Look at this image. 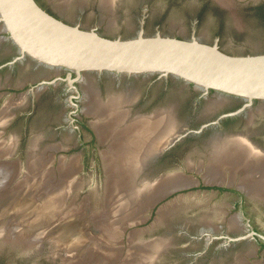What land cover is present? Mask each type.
<instances>
[{
  "label": "flooded vegetation",
  "instance_id": "obj_1",
  "mask_svg": "<svg viewBox=\"0 0 264 264\" xmlns=\"http://www.w3.org/2000/svg\"><path fill=\"white\" fill-rule=\"evenodd\" d=\"M34 1L64 22L77 24L83 29L95 28L110 37L135 34L124 31L109 33L107 30L111 28L109 21L112 15L134 12L137 14L138 29L142 26L144 32L148 33L146 26L153 12L170 13L179 10L183 4H189L193 8L187 14L190 28H194L195 32L202 21L199 19L200 15L208 25L215 22L219 28L214 34L218 38V45L224 38H232V41L238 42L235 41L238 37L242 42L252 35L264 33V0H114L111 5L101 4V0H66L65 3L62 0ZM90 13L92 19L85 21ZM158 29L159 24L155 23L154 30ZM223 32L226 34L222 37ZM202 40L212 42L213 39ZM222 50L228 53L240 52ZM263 51L264 49H255L243 52ZM16 54V48L0 26L1 75L5 71L9 75L12 73V78L19 74L27 75L28 78L23 85H0L4 89L1 95L10 92L12 100L23 97L21 102L19 100L13 103L12 110V121L21 120L25 124L19 134L23 147L12 151L13 154H19V159L14 161L25 164V156L29 151L26 143L33 137L30 134L31 129L42 121L44 131L41 133L46 140L41 149H44L43 154L47 157L54 154L57 160L53 158L51 162H57V165L59 160L64 161L66 158L80 159L81 166L78 171L82 175L88 170L92 172L89 185L95 189L98 197L96 201L101 202L106 198L104 190L108 185L107 167L102 154H147L139 165L133 163L132 168L129 166L134 171L137 168L140 174L136 178L138 184L143 174L154 178L182 172L191 177L183 189L169 194L155 204L153 201L144 212L116 224L118 231L115 232L121 239L126 242L131 235L137 234L141 238L146 234L155 236L159 241L167 236L183 240L184 246L162 248L164 255L170 259V264H264V229L255 225L256 221L264 224V174L255 180L260 182L256 188L249 189L246 184L254 180L248 178L244 168L233 167L229 162L220 166L212 159V154H258L263 156L260 158H264V100L254 99L244 105L243 99L223 96L213 91L204 93L175 79L158 77L156 74L127 75L81 71L78 74L71 72L67 77L66 70L44 67L28 57L13 61ZM91 92L103 104L111 97L117 100L125 95L128 101L121 105L128 110V119L152 115L160 108L170 107L173 128L162 143L144 144L143 141H138L139 134L136 133L135 125L121 126L113 123L106 127L105 135L101 139L95 125L102 120L101 115L85 110L89 99L87 95ZM177 94L183 96L180 97L179 107L186 110L183 119L177 116ZM47 105L55 108L51 115L42 120L41 115ZM239 108L241 109L238 112L229 114ZM202 125V129L195 132ZM118 137L127 140L123 147L113 144V140ZM239 137L246 140L242 145H239L240 139L237 142L232 140ZM68 154L75 155L71 157ZM212 161L213 165H210ZM177 162L178 167L175 166ZM135 165L138 167L135 168ZM213 166L220 167H217L220 172L219 180H207L204 176L208 172L206 170ZM83 185L82 182L76 183L75 188L79 193L83 190ZM72 190L73 188L70 191ZM207 194L225 198L218 207L217 216L204 213L196 215L194 220H182L176 213L177 202ZM76 198L77 195L74 197L75 201ZM242 235L245 237L235 239ZM46 244L47 241H43L40 247H32L31 250L2 236L0 264H64L67 260L65 253L54 254V250L49 251L50 247ZM120 248L124 251L127 247Z\"/></svg>",
  "mask_w": 264,
  "mask_h": 264
},
{
  "label": "bare ground",
  "instance_id": "obj_2",
  "mask_svg": "<svg viewBox=\"0 0 264 264\" xmlns=\"http://www.w3.org/2000/svg\"><path fill=\"white\" fill-rule=\"evenodd\" d=\"M62 1L66 2V0ZM101 1V4L111 5L114 0ZM87 96H89V99L87 98L88 103L85 106V110L93 113L96 112L102 117V120L95 124L101 139L105 135L106 127L113 125V123L121 126L123 124H127L128 126L135 125L136 133L139 134L138 141H143L144 144L162 143L165 140V136L173 128V116L170 107L160 108L152 115L136 116L128 119V110H125L121 105V103L128 101L125 95L117 100L111 97L105 104L101 100H97L96 97L94 98L95 95L92 92ZM22 98L21 96L20 102ZM9 112L8 106L0 111V124L5 122ZM232 140L234 142L238 140L241 143L239 145H242L246 141L242 137ZM126 141L123 140V137H118L113 140V144L121 147ZM5 146L4 141L0 142V237L6 236L11 238L12 243H17L31 250L32 247H40L43 241H47L50 247L49 251L54 250V254L58 252L65 253L67 259L65 263L70 262V264H151L162 244H165H161L159 240L140 243L138 241L132 243L129 240V247L125 255L117 262L120 254L118 255L115 250L112 251V247H100V245L104 244H100L98 247L95 239L98 240L99 236L97 237L93 231H90V234L80 232L77 235L75 234V237L67 233V230L71 229L73 223H79L84 231L83 223L93 224V219L87 217L83 207L78 211L70 208L67 210L70 204L68 201V191L76 186V181L72 178V175H74L73 171H75L72 169L74 165L73 159L68 162L58 161L59 179L53 184L51 168H48L46 166L47 162L42 160L44 149L39 152L36 151L38 149L37 138L32 139L30 143L24 167L17 161L5 159L10 155L9 153L12 149L11 146ZM220 149L217 148V150ZM240 150L243 149L240 148ZM146 156L147 154H103L108 175L104 207H107V209L103 215V225L109 227L108 235L110 236L112 235L110 232L118 229V227H115L117 224L114 223L115 221L125 222L130 220L132 216H136L141 211L144 212L148 205H151L155 199L171 188L184 185L189 181L184 176H167L158 177L151 183L147 179H144L141 184H136L133 181L134 178L130 182L135 169L133 168L132 170V166L130 168L129 165H134L135 163L139 165ZM260 157L263 156L258 154H212V159L217 165L221 166L223 163L229 162L233 167L241 166L244 168L248 174V178L254 180L253 182L247 181L246 185L249 189H255L256 185L260 183L255 182V180L264 174V160L259 163L254 162L258 159H264ZM131 160L135 163L130 162ZM213 161L210 165H213ZM218 162L220 163L218 164ZM252 163L255 164L252 166ZM137 165H135V168ZM215 167H211L209 170H206L208 172L204 173L207 180H219L220 172L217 170L220 167ZM21 170L23 172L21 177H16L18 173H21ZM95 220L96 224H100L99 220ZM88 235L92 241L87 240L86 236L89 237ZM100 235L105 240L99 237V241L101 240V243L102 241L106 243L109 238L103 235V232ZM118 251L120 250L118 249Z\"/></svg>",
  "mask_w": 264,
  "mask_h": 264
},
{
  "label": "water",
  "instance_id": "obj_3",
  "mask_svg": "<svg viewBox=\"0 0 264 264\" xmlns=\"http://www.w3.org/2000/svg\"><path fill=\"white\" fill-rule=\"evenodd\" d=\"M0 26L16 48L13 61L28 57L44 67L66 70L67 77L71 72L78 74L81 71L156 74L204 93L213 91L243 99L244 105L254 99L264 100V52H225L219 47L217 37L207 42L194 35V28L189 37L166 35L158 30L145 33L142 26L131 36L110 37L95 28L83 29L77 24L64 22L42 9L34 0H0ZM11 156L12 153L8 157ZM50 158L52 161L53 154ZM139 175L134 171L136 184ZM167 176L191 177L182 172L154 178L143 174L139 183L144 179L151 183L158 177ZM184 187L171 188L153 204Z\"/></svg>",
  "mask_w": 264,
  "mask_h": 264
},
{
  "label": "rangeland",
  "instance_id": "obj_4",
  "mask_svg": "<svg viewBox=\"0 0 264 264\" xmlns=\"http://www.w3.org/2000/svg\"><path fill=\"white\" fill-rule=\"evenodd\" d=\"M190 8V9H189ZM192 8L191 5L189 4H183L179 10L177 11H170V13H164V12H160V11H156L153 12L149 18H148V22H147V26H146V30L148 33H153L156 30H154L155 27V23L159 24V29L158 31L162 34H166V35H175L178 37H189L191 34L192 29L190 28L189 22H188V17L189 15L187 14L188 11H190ZM193 9V8H192ZM88 16H86L87 19H85V21H90L92 19V14H87ZM74 18V17H73ZM72 18V19H73ZM112 21V22H111ZM110 27L107 31L109 33H118L119 31H124V32H133L136 33L138 30V26H137V14L134 12L129 11L128 13H122V14H115L112 15L110 17V21H109ZM116 23V24H114ZM114 25H116V28L114 27ZM120 26V27H119ZM113 27V28H112ZM118 27V28H117ZM219 31V28L216 26L215 22H211L210 25L206 24L205 20L201 21L199 26L197 27V30L195 32V36L198 38H202V39H206L208 41H211L212 39L214 40V34L215 32ZM222 37L223 34H226L225 32L221 33ZM212 40V41H213ZM241 39L236 37L235 41L238 42H234L230 39H226L224 38L223 40L220 41L219 45L222 49H231L234 51H240L243 52L245 50H255V49H264V33H257L255 35H252L246 39H243L242 43L240 41ZM8 72H3L2 75L0 73V85L2 86H12V83L14 84H18V85H23L27 80V75H17L14 76L12 78V73L8 76ZM3 88H0V93H3ZM4 93H8V94H4V95H0V111L8 106V110L10 111L5 122H3L2 124H0V142L4 141V145L7 146H11V152L9 154L12 153V151L14 152L15 150L18 151L20 148H22V143H21V139L19 138V134H21L22 129L24 127V123L23 121H12V110L14 109V105L13 103L17 102L18 100L13 99L12 100V93L10 92H4ZM183 98V96H180L179 94L176 95L175 98V103L177 105V109H178V118L183 119L185 116L184 111L186 110H181L180 107V101L181 98ZM21 97H19L18 99H20ZM187 98V97H186ZM16 100V101H14ZM55 107H51L49 105L44 106V113L41 115L42 120L46 117L51 115V113L53 112ZM42 121H39L35 126L32 127L31 129V135L33 136L32 139L37 138V148L36 151L39 152L46 142V140L44 139L43 134L41 133V131H44L43 125H41ZM42 134V135H40ZM37 135V136H36ZM32 139L29 141V143H26V147L28 145V148L30 146V143L32 141ZM22 146V147H21ZM27 148V150H28ZM43 154V153H42ZM72 154H68V156H70ZM27 156V154H26ZM25 156V159H27V157ZM187 157V156H186ZM53 158L56 161L57 158L55 157V155L53 154ZM7 160H12L14 161L15 159H19V154H13L12 153V157H7L5 158ZM73 159V167L75 165L74 168L72 167L74 173L73 176V180L76 181V183L82 182V184H84V188L81 191V193L78 192V189H76L75 187H73L72 191H68V201H69V207L67 208V210L70 208L74 211H78L80 210V208L82 209V207L84 208V213H86L87 217L92 218L93 219V224L91 225V223H83L84 224V228L85 231L83 230V227L77 223L71 225V229L67 230V233L70 235H73L74 237L79 234L80 232L83 234H87V233H91L90 231H93V233H95V235L102 239L105 240V238L103 236L100 235L101 232H103V235L107 236L108 240L111 241L109 242L107 240V242L105 243L104 241L101 240L99 241V237L98 240L95 239L96 243H98V247L100 244H104V245H100V247H109L111 248V250H115L119 257L117 262H119L123 256L125 255L127 248L129 247V240H131V242L136 243L137 241L140 240H147L149 238H153L155 236H149L146 235L145 236H141L138 237L137 234L135 235H131L130 237H128L127 241L125 242L124 239H121L119 236V234H117V232L115 233V231H112L110 233H112V235H108V228L103 225V215L107 209L104 208L105 207V199L102 200L101 202L96 201V195H95V189L94 187H91V184L89 185V183H91L92 181V172L90 170L87 171V173L85 174H81L78 171V167L81 166L80 163V159L78 160L77 158H72ZM71 159V161H72ZM6 160V161H7ZM42 160H45L47 163V167L51 168L50 171L51 173H53L52 177V183L55 184L58 179H59V175H58V168H57V162H51V158L50 156H46V154H43ZM53 160V161H54ZM76 160V161H75ZM68 162V158H66V160H64V162ZM75 162V163H74ZM130 162L135 163L133 160H131ZM129 162V163H130ZM132 164V163H130ZM22 167H24V163L20 164ZM131 166V165H129ZM133 166V165H132ZM175 166H179V162H177L175 164ZM77 170V171H76ZM53 171V172H52ZM23 174L22 170L21 173L16 176V177H21V175ZM55 175V177H54ZM10 176V175H9ZM133 177H131L130 182H132ZM106 179H108V175L106 176ZM5 181V180H4ZM3 181V183H4ZM134 181V180H133ZM138 182V181H137ZM107 183V181H106ZM135 183V182H134ZM94 189V190H93ZM106 191V188L105 190ZM76 195L78 196V198H76V201L74 200V197H76ZM104 196H105V192H104ZM225 198H223L222 196H218V195H211V194H207V195H203V196H199V197H193L191 199L188 200H182L181 202H177L176 204V213L178 215H180V218H182V220H187V219H191L194 220L195 216H200L204 213L206 214H211L212 216H217L218 213V207L221 206V204L223 203ZM88 206V207H87ZM103 211V212H102ZM102 212V213H101ZM100 218V219H99ZM99 220L100 224H96V220ZM121 221H115L114 223L119 224ZM105 224H107L106 222H104ZM195 223V222H194ZM108 225V224H107ZM255 225H257L258 227H261L262 229H264V224H262L259 221L255 222ZM116 226V225H115ZM67 227V225H66ZM94 227V228H92ZM94 229V230H93ZM88 231V232H87ZM86 232V233H85ZM76 234V235H75ZM119 235V236H118ZM89 236V235H88ZM87 240H91V237H87ZM76 239V238H75ZM156 240V239H155ZM92 241V240H91ZM161 244L162 247L158 250L157 252V256L154 257V260L151 262V264H170L171 261L170 259L167 258V255H164V251H162V248L165 246V248L169 247H176V246H184V242L183 240H180L179 238H174L172 239V237L167 236L164 237V239H161ZM165 241V242H164ZM104 242V243H103ZM109 242V243H108ZM142 242V241H140ZM111 243V244H110ZM47 245V244H46ZM89 246V244H88ZM127 247L124 251L120 248V247ZM114 247H116L114 249ZM118 249L120 251H118ZM70 257V256H69ZM116 262V263H117ZM118 264V263H117Z\"/></svg>",
  "mask_w": 264,
  "mask_h": 264
},
{
  "label": "trees",
  "instance_id": "obj_5",
  "mask_svg": "<svg viewBox=\"0 0 264 264\" xmlns=\"http://www.w3.org/2000/svg\"><path fill=\"white\" fill-rule=\"evenodd\" d=\"M199 19H200V21H201V20L203 21V17H202V15H200ZM263 52H264V51H263ZM244 53H246V52H235V53H233V54H244Z\"/></svg>",
  "mask_w": 264,
  "mask_h": 264
}]
</instances>
